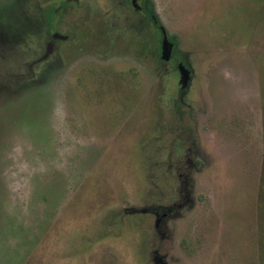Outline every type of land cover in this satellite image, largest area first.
Instances as JSON below:
<instances>
[{"label":"rangeland","instance_id":"rangeland-1","mask_svg":"<svg viewBox=\"0 0 264 264\" xmlns=\"http://www.w3.org/2000/svg\"><path fill=\"white\" fill-rule=\"evenodd\" d=\"M38 1L0 0V264H264V0H153L166 65L120 0Z\"/></svg>","mask_w":264,"mask_h":264},{"label":"flooded vegetation","instance_id":"flooded-vegetation-1","mask_svg":"<svg viewBox=\"0 0 264 264\" xmlns=\"http://www.w3.org/2000/svg\"><path fill=\"white\" fill-rule=\"evenodd\" d=\"M35 3H37V5L36 6H35V4L33 5L34 9L36 11L40 12V14H41V20L39 23H37V25H41V23L43 21H45L44 20L46 18L45 15L48 13V11H49L48 9H52V12L57 14L59 12H62L69 3H74L76 5H79L80 0H63L54 8L53 7L52 8L45 7V5H46L45 2L41 3L38 1ZM118 5L121 6V14H119L112 21L111 24H113V26L121 25V26H123V28L131 29L135 33L136 38H140V39H143L146 41L151 42L154 40V36H156L157 42L160 40L159 41L160 45H158L159 51L158 50L154 51V53L156 54L155 59L158 60V62H160L161 64L166 65V64L171 63L173 61V57H174L175 52H176V51H174V42H171V40L168 39L169 34L167 33L164 26L158 20V16L155 12L154 1L153 0H120ZM54 21L60 22L61 20H59L55 17ZM109 29H110V27H109ZM110 31H111V29H110ZM2 32L5 34L7 40L9 39V43L11 41L13 42V38L16 34L15 29H14V24H10V25L7 24L6 30L5 31L3 30ZM49 32L50 33L48 34V30H47L44 34V35L47 34V37H46L47 40L45 42V50H44V53H43L42 58H41L42 60H46L48 58V56L53 51L55 52L56 48H55L54 42L57 39L66 40L68 38V35L61 34L56 29H51V31H49ZM54 33H58L59 34L58 36L62 35V36H66V37L65 38L57 37L54 39L53 38ZM158 33L160 35L159 38H158ZM18 34H19V32H18ZM164 36L167 38V40L170 43H172V48H171L172 55L170 56V58L168 60H164L161 57V54H162L161 43H162ZM49 48H50L49 54L44 58V55L46 54V52ZM38 60L40 61V59H38ZM175 66H176V64L174 65V67ZM153 69H155L154 74L156 75L157 74V65ZM190 74H191V72H190ZM153 213H154V215H156V229L159 231L160 228H158V226L161 225L164 218H166L170 214V207L164 208L163 212L154 210ZM154 256L156 257V254ZM154 261L158 262L156 258H154ZM158 264H161V263L158 262Z\"/></svg>","mask_w":264,"mask_h":264},{"label":"water","instance_id":"water-1","mask_svg":"<svg viewBox=\"0 0 264 264\" xmlns=\"http://www.w3.org/2000/svg\"><path fill=\"white\" fill-rule=\"evenodd\" d=\"M58 35H59L58 33H54L53 38L55 39L57 37H60V38L66 37V36H62V35L58 36ZM171 48H172V43H170L167 40V38L164 36L162 43H161L162 59L168 60L170 58V56L172 55ZM49 51H50V48L47 50L46 54L44 55V58L49 54ZM177 68H178V73L180 76L179 78L180 88L184 89L187 86L188 81L190 79V70L183 63H179Z\"/></svg>","mask_w":264,"mask_h":264},{"label":"trees","instance_id":"trees-1","mask_svg":"<svg viewBox=\"0 0 264 264\" xmlns=\"http://www.w3.org/2000/svg\"><path fill=\"white\" fill-rule=\"evenodd\" d=\"M173 106H175V114H177V118H180L181 119V113H180V111H179V108L178 107H176V105H174V104H172ZM173 114V113H172Z\"/></svg>","mask_w":264,"mask_h":264}]
</instances>
